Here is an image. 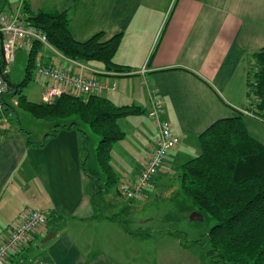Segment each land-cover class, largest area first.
I'll return each instance as SVG.
<instances>
[{
  "label": "crops",
  "instance_id": "1",
  "mask_svg": "<svg viewBox=\"0 0 264 264\" xmlns=\"http://www.w3.org/2000/svg\"><path fill=\"white\" fill-rule=\"evenodd\" d=\"M24 4L33 11L66 10L77 40L99 31L105 38L121 33L113 61L128 66L130 74L116 75L99 62L86 63L115 85L101 95L117 105L142 108L140 116L121 121L130 120L131 129L139 132L147 125L143 115L152 122L131 160L124 150H116L113 163L125 165L118 183L134 179L156 144L159 123L149 116L155 101L162 108L158 119L168 121L180 138L141 199L163 184L160 173L171 171L163 176L168 179L189 154L198 152V134L217 119L242 113L247 130L264 144V121L255 115L254 98L247 94L250 56L264 47V0H22L15 7L0 0V11L12 14ZM44 49L42 61L74 69L67 59L58 54L55 59ZM85 138V130L76 128H58L43 145L29 143L22 132L0 137V242L30 210L48 216L46 227L11 254L8 264H129L122 239L131 249L132 234L115 215L97 216L93 195L99 183L86 173ZM120 142L131 148L126 133ZM49 231L54 235L40 246L37 239ZM34 245L43 256L28 263ZM187 251L175 240L171 250L159 252L156 263L200 264Z\"/></svg>",
  "mask_w": 264,
  "mask_h": 264
},
{
  "label": "trees",
  "instance_id": "2",
  "mask_svg": "<svg viewBox=\"0 0 264 264\" xmlns=\"http://www.w3.org/2000/svg\"><path fill=\"white\" fill-rule=\"evenodd\" d=\"M21 12L23 20L43 32L48 42L65 57L85 63L99 62L105 71L116 75L130 74L128 66L113 61L121 33L105 38L99 31L85 40H77L69 30L70 18L66 10L33 11L24 4ZM42 47L41 43L34 42L29 49L24 78L19 85L9 86L6 94L16 95L17 104L4 98L0 120H8L6 115H13L16 106H21L35 118L74 116L76 119L55 124L39 142L30 141L28 132L21 128L18 131L11 124L10 127L0 126V137L22 132L29 143L43 145L58 128L83 131L81 123L86 124L99 137L96 159L105 173V181L96 187L93 203L95 205L96 194L114 190L120 195L118 176L109 165V151L114 142L125 136L119 120L140 114L142 108L135 104L117 105L101 94L83 98L63 93L52 102L28 100L19 86H25L32 79ZM250 61L247 94L254 98L255 115L264 121V47L253 52ZM197 144L198 153L180 165L177 179L181 193L192 209L216 220L207 234L206 255L214 264H264V144L247 130L240 112L215 120L198 134Z\"/></svg>",
  "mask_w": 264,
  "mask_h": 264
},
{
  "label": "rangeland",
  "instance_id": "3",
  "mask_svg": "<svg viewBox=\"0 0 264 264\" xmlns=\"http://www.w3.org/2000/svg\"><path fill=\"white\" fill-rule=\"evenodd\" d=\"M21 1L22 0H9L12 7H15ZM28 52V48L17 50L13 62L8 64L5 78L9 81L10 87L12 84L14 86L19 85L24 78V69ZM45 52L51 57H55V59L59 57L55 52L49 49ZM37 57L41 58V50ZM46 57L49 56L46 55ZM19 89L28 100L41 102L42 94L45 89L44 78L38 75L37 71L34 69L32 71V79L25 86H19ZM4 98H7L11 103H13V99L17 101L16 95L13 97L5 95ZM129 116L123 118L128 119ZM6 117L9 121L5 118L0 120L1 126L10 127L11 124L13 128H18V131H20L19 128H21V131L28 132L31 141H41L44 134L49 132L55 124L67 123L76 119L74 116L65 118H35L21 106H16L15 113L10 117L6 115ZM143 118L147 120V125L140 132L131 129L132 127L129 126L130 120H119L120 127L124 133H126V140L129 142L128 144L131 148L126 150L120 140L111 145L109 151V165L118 177L124 173L122 167L125 165L121 163L117 166L113 163L114 154H117L115 153L116 150L121 148L126 152V159L131 160L134 155V148L137 150L139 142L147 136V132H151V129H153L152 122L147 119V115H143ZM81 126L86 133V141L83 144L86 149L85 153L87 152V155H89L85 166L87 176L90 180H95L102 185L105 181V173L101 170L96 159V146L99 137L93 133L86 124L81 123ZM197 151L199 150L197 149ZM196 154L191 153L185 159L194 157ZM179 167L180 165H178L177 170ZM168 169L170 168L168 167ZM177 170L172 172L168 179L163 178V176L171 171L166 169L165 172L160 173V176L162 175L160 179H165L163 184H158V188L155 187L151 190L147 198L139 199L137 202H130L122 195H115L116 193L114 190L110 192L115 194H110L109 196L108 192L96 194V211L100 214L115 215L117 219L121 221L123 228L125 227L132 234L131 249L126 248V239H122L124 243L123 252L129 257V264H157L156 260L159 252L164 250V248L165 250H171L175 240L181 241V243L186 246L188 250L186 254L187 256L189 253L191 254L193 262L197 263L200 261V264H214L210 262L205 250L208 248V231L211 226L216 223V220L207 213L202 214V220L190 219L191 214L196 210L192 209L187 198L181 193L178 185ZM110 196H115V199L110 198ZM167 232L173 233V236L170 237ZM41 239L42 238L37 239V243H39L40 246H42L40 243ZM138 248L140 249L138 250ZM31 249L32 252L27 258L28 263H31L33 260H38L43 256V251L38 250L35 245Z\"/></svg>",
  "mask_w": 264,
  "mask_h": 264
},
{
  "label": "built area",
  "instance_id": "4",
  "mask_svg": "<svg viewBox=\"0 0 264 264\" xmlns=\"http://www.w3.org/2000/svg\"><path fill=\"white\" fill-rule=\"evenodd\" d=\"M0 36V112L4 108L3 99L8 91L5 78L6 68L13 62L17 50L30 49L34 42L41 43L43 47L67 59L74 66V69L63 68L58 64L42 61V55L41 58L37 57L34 69L44 78L45 89L42 94L44 102H52L63 93H73L86 98L89 95H100L105 90L115 88L114 84L109 85L100 79L95 70L87 66L85 62L65 57L58 52L48 42L43 32L23 20L20 6L12 14L0 11ZM13 104H17L15 99H13ZM161 112L159 101H155L149 111V116L158 120L159 132L149 158L134 179L123 180L117 185L118 192L127 200L142 198L168 152L180 143V138L172 132L170 123L158 119ZM46 224L47 217L41 210L33 209L27 212L25 217L11 228L7 237L0 242V264H8L9 256L24 245L31 236L40 233ZM34 264L50 263L41 260Z\"/></svg>",
  "mask_w": 264,
  "mask_h": 264
},
{
  "label": "water",
  "instance_id": "5",
  "mask_svg": "<svg viewBox=\"0 0 264 264\" xmlns=\"http://www.w3.org/2000/svg\"><path fill=\"white\" fill-rule=\"evenodd\" d=\"M6 82H7L8 86H9V81H7V79H6ZM190 219L191 220H197V219L202 220L203 219V215H202L201 212L193 211V213L190 216ZM53 235H54V232L53 231H49L45 236H43V238L41 239V243L48 241Z\"/></svg>",
  "mask_w": 264,
  "mask_h": 264
}]
</instances>
